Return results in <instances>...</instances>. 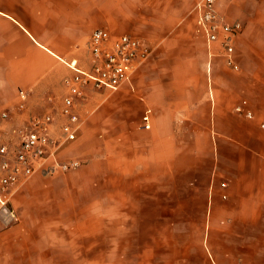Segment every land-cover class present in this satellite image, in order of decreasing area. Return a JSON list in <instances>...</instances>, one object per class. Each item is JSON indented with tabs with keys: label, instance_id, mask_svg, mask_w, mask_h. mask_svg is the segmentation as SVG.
<instances>
[{
	"label": "crops",
	"instance_id": "crops-1",
	"mask_svg": "<svg viewBox=\"0 0 264 264\" xmlns=\"http://www.w3.org/2000/svg\"><path fill=\"white\" fill-rule=\"evenodd\" d=\"M174 1L0 0V148L15 152L32 117L50 114L52 133L62 134L63 101L73 98L76 138L57 160L79 165L39 171L2 193L18 219L32 197L61 213L83 201L80 210L107 227L118 225L109 222L124 195L118 180H161L166 201L176 197L163 211L194 213L168 225L205 228L209 264H264V0L216 2L225 22L241 25L234 68L221 38L208 43L194 13L191 28L176 25L183 14L171 10ZM145 24L157 50L149 45L151 56L120 90H72L68 64L90 69L95 30L136 36Z\"/></svg>",
	"mask_w": 264,
	"mask_h": 264
},
{
	"label": "rangeland",
	"instance_id": "rangeland-1",
	"mask_svg": "<svg viewBox=\"0 0 264 264\" xmlns=\"http://www.w3.org/2000/svg\"><path fill=\"white\" fill-rule=\"evenodd\" d=\"M195 1L171 3V10L183 14L177 26H193ZM142 10L147 11V5ZM148 24L136 37L156 51V44L146 36ZM118 181L124 193L118 198L119 218L109 220L118 225L107 227H100L86 208L80 210L83 201L67 205L61 213L40 209L32 197L18 219L6 196L17 218L8 224L0 221V264H209L206 244L201 241L205 228L168 225L185 213L193 218L194 213L163 211L164 206H174L176 197L171 194L166 201L161 180L154 187L145 180Z\"/></svg>",
	"mask_w": 264,
	"mask_h": 264
},
{
	"label": "built area",
	"instance_id": "built-area-1",
	"mask_svg": "<svg viewBox=\"0 0 264 264\" xmlns=\"http://www.w3.org/2000/svg\"><path fill=\"white\" fill-rule=\"evenodd\" d=\"M217 0H197L193 7L196 23L202 30L208 43H216L221 38V44L227 57V65L234 68L232 63V40L241 31L238 22L227 23L218 15L215 9ZM90 69L79 68L72 61L68 67L75 73L71 83L73 91L92 87L112 92L120 90L133 76L138 67L152 53L138 37L123 34L114 36L105 30H95L87 42ZM23 91H20L22 94ZM61 115L67 122L61 127L62 134L52 133L53 117L50 114L32 117L20 131L19 143L15 152L7 147L0 148V221L4 224L16 221V213L9 200L2 193L4 189L15 182L26 181L37 172H65L77 167L74 161L59 162L58 152L64 145L76 138L78 130V114L73 98L63 101ZM6 118V114L1 115ZM144 128L149 127L148 112L143 116ZM52 162V163H51Z\"/></svg>",
	"mask_w": 264,
	"mask_h": 264
}]
</instances>
